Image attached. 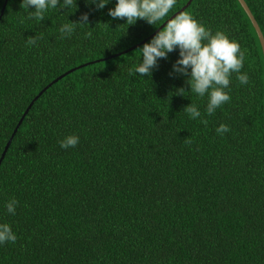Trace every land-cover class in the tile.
Segmentation results:
<instances>
[{
    "label": "trees",
    "instance_id": "trees-1",
    "mask_svg": "<svg viewBox=\"0 0 264 264\" xmlns=\"http://www.w3.org/2000/svg\"><path fill=\"white\" fill-rule=\"evenodd\" d=\"M243 1L264 40V0ZM185 2L176 0L164 20ZM21 3L6 0L0 15V153L46 84L127 49L164 21L128 26L108 14L117 0L103 9L76 0L77 10L49 9L38 22L28 18L34 6ZM181 12L246 50L248 84L233 73L231 100L209 116L207 94L192 92L189 77L170 75L178 48L151 78L130 75L157 33L51 83L0 161V223L17 236L0 244V264H264L260 45L236 0H191ZM84 13L89 26L61 38L59 28ZM35 35L36 45H27ZM191 102L198 119L183 111ZM220 124L230 131L217 134ZM69 135L79 143L61 148ZM13 198L15 215L5 207Z\"/></svg>",
    "mask_w": 264,
    "mask_h": 264
},
{
    "label": "clouds",
    "instance_id": "clouds-1",
    "mask_svg": "<svg viewBox=\"0 0 264 264\" xmlns=\"http://www.w3.org/2000/svg\"><path fill=\"white\" fill-rule=\"evenodd\" d=\"M86 2L95 4L97 9H103L110 0H86ZM176 0H117L114 8L109 9V15L113 19H125L129 25H134L138 20H144L150 25H156L164 20ZM34 6L35 11H29V19H35L38 22L43 21L45 13L49 9H68L75 6L76 0H22L21 8L29 9ZM77 25L89 26L88 14L84 13L76 22L69 21L59 28L61 38L70 37L76 30ZM86 38H91L92 33L85 34ZM39 39L36 35L28 37L27 45L35 46ZM179 49V59L172 66V74H179L189 77L187 83L190 90L199 97L208 96L206 106L207 115L211 116L216 109L231 100L230 95L225 89L229 88L230 78L236 73L240 84H248L249 77L241 69L244 65L246 50H241L240 44L235 39H230L224 32L216 31L212 33L203 24L196 20L188 12H180L173 18L168 19L166 24L157 32V34L139 49L141 53V62L135 66L134 72L129 70L130 75L139 74L142 77L152 76L154 68L158 67L160 59H167L168 54ZM190 69V71H189ZM179 94L183 95L184 89L180 88ZM185 111L190 118L198 119L201 117L195 103L187 105ZM201 123L207 125V120H201ZM230 131L226 124H220L216 129L217 134L223 135ZM190 144L191 140L186 139ZM79 143L77 135H69L59 142L60 147L68 149L75 147ZM18 201L14 198L5 205L8 213L15 215V209ZM16 234L7 223H0V244L6 242L15 243Z\"/></svg>",
    "mask_w": 264,
    "mask_h": 264
},
{
    "label": "water",
    "instance_id": "water-1",
    "mask_svg": "<svg viewBox=\"0 0 264 264\" xmlns=\"http://www.w3.org/2000/svg\"><path fill=\"white\" fill-rule=\"evenodd\" d=\"M191 0H186V2L184 3V5H182L177 11H175L173 14H171L166 20H164L153 32H151L149 35H147L146 37H144L143 39H141L139 42L135 43L134 45L128 47L127 49H124L123 51L121 52H118V53H115L113 55H109L107 57H103V58H99V59H96V60H93V61H89V62H86V63H83V64H80L74 68H71V69H68L67 71H65L64 73H62L61 75L57 76L55 79L51 80L48 84H46L42 89H40L37 94L30 100V102L28 103V105L26 106L25 110L23 111V113L21 114L20 118L17 120L14 128L12 129V132L8 138V140L6 141L1 153H0V161L2 159V156L7 148V145L12 137V135L14 134L17 126L19 125V123L21 122V119L23 118L27 108L30 106V104L33 102V100L47 87L49 86L51 83L55 82L57 79L61 78L63 75L67 74L68 72L72 71L73 69L75 68H79L81 66H84V65H87L89 63H92V62H98V61H102V60H105L107 58H110L112 56H116L120 53H123V52H126L128 50H131L132 48H135L141 44H143L145 41H147L149 38H151L154 34H156L167 22L168 19H171L173 18L176 14L180 13L190 2ZM238 2V4L240 5L241 9L243 10V12L245 13V15L247 16L249 22L251 23L254 31H255V34L257 36V39H258V42H259V45H260V50H261V53H262V58H263V70H264V40H263V37H262V34L258 28V25L256 24L253 16L251 15L248 7L246 6L245 2L243 0H236ZM6 0H3L2 2V6L0 8V15L2 13V10H3V7H4V4H5ZM263 131H264V74H263Z\"/></svg>",
    "mask_w": 264,
    "mask_h": 264
}]
</instances>
